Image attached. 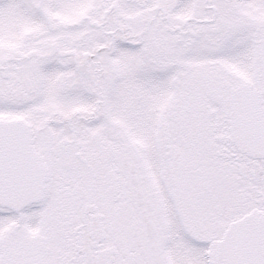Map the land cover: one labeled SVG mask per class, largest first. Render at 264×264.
Wrapping results in <instances>:
<instances>
[{"label":"snow or ice","instance_id":"1","mask_svg":"<svg viewBox=\"0 0 264 264\" xmlns=\"http://www.w3.org/2000/svg\"><path fill=\"white\" fill-rule=\"evenodd\" d=\"M0 264H264V0H0Z\"/></svg>","mask_w":264,"mask_h":264}]
</instances>
